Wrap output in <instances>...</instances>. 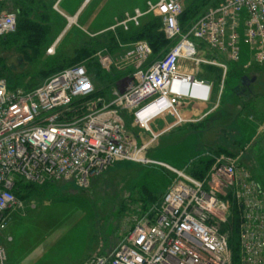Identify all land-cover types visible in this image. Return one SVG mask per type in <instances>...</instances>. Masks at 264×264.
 Instances as JSON below:
<instances>
[{"label": "built area", "instance_id": "1", "mask_svg": "<svg viewBox=\"0 0 264 264\" xmlns=\"http://www.w3.org/2000/svg\"><path fill=\"white\" fill-rule=\"evenodd\" d=\"M5 1L0 0V40L18 28V12L5 9ZM61 1L54 9L67 24L58 38L77 15L61 10ZM185 2L148 0L144 8L136 6L109 28L114 34L127 33L154 14L161 17V30L172 43L145 68L153 54L151 44L139 40L125 45L119 40L124 58L134 62V75L142 77L123 91L114 90L109 99L95 96L88 60L63 68L32 88L11 86L0 77V264L7 262L2 236L9 214L24 207L19 196L23 188L68 181L87 189L119 161L163 167L173 180L161 200L128 225L110 254H93L84 264H233L230 236L220 228L230 217L220 180L235 191L241 263L264 264V195L246 168H238L230 158L219 159L206 183L189 171V165L178 168L149 155L163 134L206 116L183 111L190 101H209L192 94V87L210 84L180 64L216 65L226 74L228 65L221 56L238 61L244 34L256 62L264 65V0H220L184 26ZM58 38L47 54H55ZM94 57L110 71L108 53ZM167 115L174 121L154 129L153 123Z\"/></svg>", "mask_w": 264, "mask_h": 264}, {"label": "rangeland", "instance_id": "2", "mask_svg": "<svg viewBox=\"0 0 264 264\" xmlns=\"http://www.w3.org/2000/svg\"><path fill=\"white\" fill-rule=\"evenodd\" d=\"M46 1L47 5L44 4ZM147 1L89 0L82 7L77 21L58 38L67 21L54 7L51 9V0H30V3L27 0H7L4 8L10 11L37 7L38 10L28 18L46 26L47 31L41 30L46 33L45 39L31 41L37 38L29 39L27 33L22 32L23 13L19 12L16 34L8 37L7 43L0 40V77L7 79L11 86L32 88L63 68L88 60L97 88L95 96L103 95L109 99L114 90L123 91L142 77L141 74L134 75V62L124 58L125 47L119 43V33L114 34L109 28L136 6L144 8ZM218 1L187 0L185 6L195 4L200 11L190 16L193 19L185 20L184 25ZM81 2L62 0L59 7L67 13H74ZM156 17L149 15L144 22ZM131 36L133 33L124 36L122 44L137 41ZM57 38L55 54H47V48ZM170 47L169 43L154 51L145 68ZM84 50L92 53L85 52L86 56L81 60ZM243 50L244 53L245 46ZM98 52L111 56L110 71L96 64L98 60L94 56ZM248 59L246 54H242L241 61L237 62L221 56V60L229 64V73L221 92V106L213 119L192 129L182 126L163 134L149 155L178 168L189 165V171L206 183L210 181L216 162L230 158L238 168H246L253 180L260 178L264 195V70L258 69L255 73L251 68L253 70L246 71L242 64ZM92 61L96 62L93 64ZM245 76L249 84L241 81ZM254 78L256 80L252 81ZM165 119L171 121L172 116L158 119L153 123L154 129L164 127ZM173 176L160 166L119 161L95 177L87 189L68 181L23 188L24 207L10 212L3 235L6 264H83L88 255L110 254L120 244L134 218L161 200ZM219 183L220 195L227 200L230 212L229 220L221 223L220 228L230 236L233 264H242L240 257H235L236 251L240 256L237 249L238 212L237 219L233 218L237 210L235 191L225 184L226 180ZM233 221L239 223L236 236L230 227ZM8 236L12 237L11 241L7 240Z\"/></svg>", "mask_w": 264, "mask_h": 264}, {"label": "crops", "instance_id": "3", "mask_svg": "<svg viewBox=\"0 0 264 264\" xmlns=\"http://www.w3.org/2000/svg\"><path fill=\"white\" fill-rule=\"evenodd\" d=\"M56 1L57 0H54V3H53L54 5H55ZM86 3H87V0H82L79 8L75 11L76 14L80 13L82 7ZM74 13H67V14L73 15ZM240 43H241V55H240V58L238 61H241L242 54H246V56L249 58L248 60H246V62L244 64H242V68H244L246 71L254 69V71H252V72H255V73H257L258 69L264 70V65L258 64L256 62L254 50L244 42V34H241V42ZM244 46H245L246 50L243 53V51H244L243 47ZM225 57H227V56L225 55ZM227 65H228V71L226 74H224L223 69L221 67L216 66V65L201 64L198 66H193L192 64H180V68L182 70L187 69L190 72H195L197 78L203 79L210 84V85H208V84L207 85H195L192 87V94H194L196 96L209 97V101H204V102H200V101L199 102H191L190 101L191 105L187 108H183V111L185 113H188V114L195 116V117H201L204 114H206V116L201 121H199L197 124L195 123V124L185 125V126H189L188 129L198 127L200 125L199 123L202 124L204 122L211 121L210 119H213L215 114L218 112V110L221 106V103H222V96L220 94V88H221V86L224 87V84L226 81L225 78L227 77V75L229 73V64H227ZM251 68H253V69H251ZM255 80H256V78H254L252 81H255ZM247 84H249V82ZM220 96H221V98H220ZM213 106H216V108H214ZM165 121H166V124L164 126L173 122L174 118L172 117L171 121H167L166 119H165ZM180 127H182V126H180ZM258 178L257 179L254 178V179L256 180V182L259 181L258 183L262 189V186L260 184V182H261L260 178L259 179ZM16 210H18V209H16ZM4 234H5V232H4ZM4 240H5V237L2 236V242L3 243H4ZM7 240H8V238H7ZM91 256L88 255L87 257H85V260L83 262L85 263V261L88 258H90Z\"/></svg>", "mask_w": 264, "mask_h": 264}, {"label": "trees", "instance_id": "4", "mask_svg": "<svg viewBox=\"0 0 264 264\" xmlns=\"http://www.w3.org/2000/svg\"><path fill=\"white\" fill-rule=\"evenodd\" d=\"M6 1H5V3H6ZM27 1H28V3H30V0H27ZM31 1H33V0H31ZM51 2H52L51 9H53L54 0H51ZM186 2H187V0H186ZM5 3H4V5H5ZM44 4L47 5L48 1H46ZM36 10H38L37 7L28 6L27 10H26V8H25V10H21V8H19L16 11L18 12V19H19V12L23 13V16L21 18V23H20L22 32L25 33V34L27 33V37L29 39L37 38V40H31V41H39L40 42L41 40H43V37H44V39L46 37V33H44V31H41V30H46L47 31V28H46V26H42L41 24L35 22L34 19L28 18V16L30 17L32 12L35 13ZM52 11H54V10H52ZM199 11H200V8L197 7L195 4H191L189 6H185V10H184L183 15L181 17L182 24L183 25L185 24V20L193 19L191 17L197 15ZM37 15H38V12H37ZM36 18H38V17H36ZM145 19L143 20V24L140 27L133 28L131 31H129L127 33L120 32L119 33V37L121 39L119 38V40L122 42L124 36H128V35L133 33L134 36H131L130 38H132V40L135 39L137 41H139V40H147L151 44V46L153 48V54H154V51H156L157 49H160V48H162L163 46H166V45L168 46L169 43L172 44L171 41L166 38L164 32L161 30V28H162L161 17L157 16L155 19L150 20L148 22H144ZM184 26H186V25H184ZM125 40H126V37H125ZM1 41L7 43L8 42V37L6 39H1ZM36 44L37 43H35L34 45H36ZM34 50L36 51V48ZM85 52H87V50L83 51V53H82L83 57H81L82 58L81 60H83V58H85V56H86ZM87 53L91 54L92 52H87ZM150 60H151V58H150ZM94 62H96V61H92L93 64H94ZM77 63H79V62H75L74 64H77ZM87 64H89V62H87ZM96 64H99V63L97 62ZM32 191H34V190H32ZM19 196L20 197H24V195L22 193H19ZM237 212H238V215H240L239 211L236 210L235 211V215L233 216V218H235V219H237ZM239 220H240V216H239ZM230 227L235 231V236H236V231H238V229H239V223L237 221H233L232 225ZM237 233L239 234V231ZM238 240H239V236H238ZM230 245H231V242H230ZM235 247L237 248V245ZM236 248H235V251H236ZM237 249H238V254H240L239 243H238V248ZM235 257H240L239 255L237 256V251L235 252ZM239 260H240V258H239Z\"/></svg>", "mask_w": 264, "mask_h": 264}, {"label": "bare ground", "instance_id": "5", "mask_svg": "<svg viewBox=\"0 0 264 264\" xmlns=\"http://www.w3.org/2000/svg\"><path fill=\"white\" fill-rule=\"evenodd\" d=\"M79 13L75 16H73L72 18H70V23H75L77 21V17H78Z\"/></svg>", "mask_w": 264, "mask_h": 264}, {"label": "water", "instance_id": "6", "mask_svg": "<svg viewBox=\"0 0 264 264\" xmlns=\"http://www.w3.org/2000/svg\"><path fill=\"white\" fill-rule=\"evenodd\" d=\"M241 81H242V82H244V81H245V82H247V83L249 82V81H247V77H246V76H245V77H243V78L241 79Z\"/></svg>", "mask_w": 264, "mask_h": 264}]
</instances>
